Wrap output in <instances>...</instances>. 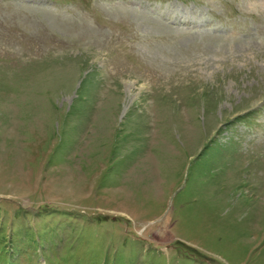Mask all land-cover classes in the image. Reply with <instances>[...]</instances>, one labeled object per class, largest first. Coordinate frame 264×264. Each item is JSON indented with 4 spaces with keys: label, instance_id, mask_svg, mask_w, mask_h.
I'll return each mask as SVG.
<instances>
[{
    "label": "rangeland",
    "instance_id": "rangeland-1",
    "mask_svg": "<svg viewBox=\"0 0 264 264\" xmlns=\"http://www.w3.org/2000/svg\"><path fill=\"white\" fill-rule=\"evenodd\" d=\"M0 264H264V0H0Z\"/></svg>",
    "mask_w": 264,
    "mask_h": 264
}]
</instances>
